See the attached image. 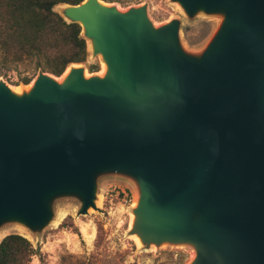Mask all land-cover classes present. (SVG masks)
I'll list each match as a JSON object with an SVG mask.
<instances>
[{
  "label": "water",
  "instance_id": "obj_1",
  "mask_svg": "<svg viewBox=\"0 0 264 264\" xmlns=\"http://www.w3.org/2000/svg\"><path fill=\"white\" fill-rule=\"evenodd\" d=\"M171 1L220 19L201 51L184 47L180 17L157 25L146 3L83 0L56 11L103 75L80 62L61 80L40 69L21 92L0 80V230L38 235L66 198L101 211L100 181L118 176L136 188L128 235L142 249L264 264V0Z\"/></svg>",
  "mask_w": 264,
  "mask_h": 264
},
{
  "label": "rangeland",
  "instance_id": "obj_2",
  "mask_svg": "<svg viewBox=\"0 0 264 264\" xmlns=\"http://www.w3.org/2000/svg\"><path fill=\"white\" fill-rule=\"evenodd\" d=\"M109 3L121 9L146 3L149 16L157 25L175 17L182 18L181 40L184 47L193 52H199L206 46L220 24L218 17L199 15L188 19L179 4L171 0H114ZM83 63L89 73L95 74L101 69L99 56L93 57L89 51L87 61ZM40 69L36 59L6 65L0 53V80L12 87L29 85ZM26 79H30L28 84H25ZM122 189H127L132 195L126 196ZM136 196L132 181L107 176L100 181L97 206L101 211L91 208L87 214L78 215L80 204L76 199H61L55 205L56 218L40 234L33 235L18 224H7L0 230V239L11 233L29 238L39 248V253L31 258L32 264H186L191 258L192 248L163 245L142 249L135 240L136 236L128 235ZM84 227L88 228L91 236L83 233Z\"/></svg>",
  "mask_w": 264,
  "mask_h": 264
},
{
  "label": "trees",
  "instance_id": "obj_3",
  "mask_svg": "<svg viewBox=\"0 0 264 264\" xmlns=\"http://www.w3.org/2000/svg\"><path fill=\"white\" fill-rule=\"evenodd\" d=\"M82 1L0 0L2 62L10 65L36 59L38 68L56 76L72 63L86 62L87 41L81 35L80 24L66 21L56 11L60 4ZM29 82L30 79L25 80V84ZM38 253L39 248L29 238L11 233L0 243V264H32V256Z\"/></svg>",
  "mask_w": 264,
  "mask_h": 264
},
{
  "label": "bare ground",
  "instance_id": "obj_4",
  "mask_svg": "<svg viewBox=\"0 0 264 264\" xmlns=\"http://www.w3.org/2000/svg\"><path fill=\"white\" fill-rule=\"evenodd\" d=\"M89 46H90V44H89ZM91 48V46L89 47V49ZM68 72V69L66 70V72L60 77V80L63 78V76L64 75H66V73ZM89 72V71H88ZM106 72V64L104 63V62H102L101 61V69H100V71L99 72H97V73H99L100 75H103L104 73ZM91 73V72H90ZM87 74H89V73H87ZM92 74V73H91ZM31 82H30V84L29 85H27V86H24V87H12L15 91H17V92H21L22 91V89L23 88H30V86H31ZM17 85V84H16ZM136 204H137V202L136 203H134V206H136ZM62 215V214H61ZM64 216V215H63ZM60 220V219H59ZM56 221V220H55ZM55 223V222H54ZM56 223H58V222H56ZM132 223H133V220H132ZM83 233L84 234H86V235H90V233H88V228L87 227H84L83 228ZM91 236V235H90ZM135 240H136V242L138 243V244H141V242H140V239L136 236L135 237Z\"/></svg>",
  "mask_w": 264,
  "mask_h": 264
},
{
  "label": "built area",
  "instance_id": "obj_5",
  "mask_svg": "<svg viewBox=\"0 0 264 264\" xmlns=\"http://www.w3.org/2000/svg\"><path fill=\"white\" fill-rule=\"evenodd\" d=\"M122 192L125 193L126 196H128L130 194V191H128L127 189L126 190L125 189H122ZM130 195H132V194H130Z\"/></svg>",
  "mask_w": 264,
  "mask_h": 264
}]
</instances>
